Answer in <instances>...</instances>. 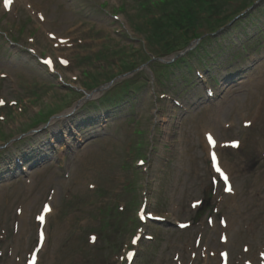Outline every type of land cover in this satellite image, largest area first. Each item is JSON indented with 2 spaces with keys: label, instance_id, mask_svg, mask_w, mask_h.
I'll use <instances>...</instances> for the list:
<instances>
[{
  "label": "rangeland",
  "instance_id": "374dc122",
  "mask_svg": "<svg viewBox=\"0 0 264 264\" xmlns=\"http://www.w3.org/2000/svg\"><path fill=\"white\" fill-rule=\"evenodd\" d=\"M32 1L0 0V264H264V4L166 72L144 32L155 0ZM101 73L119 77L99 90ZM126 82L133 97L95 106Z\"/></svg>",
  "mask_w": 264,
  "mask_h": 264
},
{
  "label": "trees",
  "instance_id": "16d2710c",
  "mask_svg": "<svg viewBox=\"0 0 264 264\" xmlns=\"http://www.w3.org/2000/svg\"><path fill=\"white\" fill-rule=\"evenodd\" d=\"M256 1L258 0H155L151 4L141 2L145 17L148 19L144 32L149 48L152 53L158 54V57H166L184 51L195 39H200L203 36V40L211 39L213 33L224 27L230 19L234 20ZM263 4L264 1L259 6ZM250 13H246L245 16L237 19L238 22H244L243 19ZM192 53L188 57H191ZM186 59V57H182L168 64L153 60L151 64L154 71L162 69L168 72L170 68L178 66ZM150 60L151 57L146 56L145 62H150ZM121 61L123 62V60ZM136 62L126 60L122 67L126 72L134 71L140 66ZM100 75L104 78L103 82L111 81L118 76V74L113 73H101ZM132 86L133 84L129 82L122 83L120 86L117 84L95 106L103 107L107 111L110 108L119 107L129 97L134 96L135 88Z\"/></svg>",
  "mask_w": 264,
  "mask_h": 264
},
{
  "label": "snow or ice",
  "instance_id": "6c2138e0",
  "mask_svg": "<svg viewBox=\"0 0 264 264\" xmlns=\"http://www.w3.org/2000/svg\"><path fill=\"white\" fill-rule=\"evenodd\" d=\"M12 3H13V0H4V6H5V8H8ZM40 18L43 19L44 17L41 15ZM61 62L62 63H65V64L68 63L67 60H63ZM45 63L51 64L52 61L51 60H47V61H45ZM4 103H5V101L3 99H0V105H3ZM13 103H15V101H13ZM0 119H3V117H0ZM209 141L211 143L215 144V141L212 139L211 135H209ZM238 143H239L238 141H233V144L234 145H238ZM212 158H213V162L216 164V170L218 172H220L221 175L223 176L224 180L227 181L228 180V176L225 173H223L222 169L219 167V164L216 163L217 158H216L215 153L212 154ZM226 190L229 191V192L232 191V189H231L230 186ZM198 203H199V201H197V204ZM193 207H196V204H193ZM45 210L46 211H50V208L47 205H45ZM37 219L43 220L44 217H43V215H41V216L37 217ZM182 227H184V225H182ZM40 237H41V239H43L44 238V234L41 233L40 234ZM92 239L95 240L96 237H92ZM133 243H136V239H133ZM245 251H248V249L245 248ZM127 255H128L129 258H131L133 254L131 252H129ZM221 255L227 256L228 254L227 253H221ZM260 257L261 258H264V252H261L260 253ZM29 264H32V262H29ZM246 264H252V262L251 261H248V262H246Z\"/></svg>",
  "mask_w": 264,
  "mask_h": 264
},
{
  "label": "water",
  "instance_id": "95a60500",
  "mask_svg": "<svg viewBox=\"0 0 264 264\" xmlns=\"http://www.w3.org/2000/svg\"><path fill=\"white\" fill-rule=\"evenodd\" d=\"M258 3H259V2L255 3L254 6H252L250 9H254V8L257 6ZM181 55H182V54H181ZM181 55H179V56H181ZM161 60L165 61V59H161ZM114 81H115V80H114ZM114 81H111V82H109V83H107V84H104V85L99 86V87H98L99 90H102V89H105V88H107V87L112 86L113 83H114Z\"/></svg>",
  "mask_w": 264,
  "mask_h": 264
},
{
  "label": "bare ground",
  "instance_id": "6f19581e",
  "mask_svg": "<svg viewBox=\"0 0 264 264\" xmlns=\"http://www.w3.org/2000/svg\"><path fill=\"white\" fill-rule=\"evenodd\" d=\"M26 3H27V5H31V7L32 8H38V6L36 7L35 6V4L33 3V1L32 0H24ZM15 9V4L14 3H12V6H11V10L13 11ZM216 145V144H215ZM214 146V145H213Z\"/></svg>",
  "mask_w": 264,
  "mask_h": 264
}]
</instances>
